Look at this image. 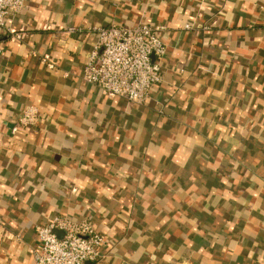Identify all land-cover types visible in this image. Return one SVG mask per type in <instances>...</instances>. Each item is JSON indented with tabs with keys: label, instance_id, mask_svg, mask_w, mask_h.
I'll use <instances>...</instances> for the list:
<instances>
[{
	"label": "crops",
	"instance_id": "1",
	"mask_svg": "<svg viewBox=\"0 0 264 264\" xmlns=\"http://www.w3.org/2000/svg\"><path fill=\"white\" fill-rule=\"evenodd\" d=\"M140 22L167 26L143 104L83 78L93 27ZM7 25L0 264H35L58 215L105 235L101 264H264V0H27Z\"/></svg>",
	"mask_w": 264,
	"mask_h": 264
},
{
	"label": "built area",
	"instance_id": "2",
	"mask_svg": "<svg viewBox=\"0 0 264 264\" xmlns=\"http://www.w3.org/2000/svg\"><path fill=\"white\" fill-rule=\"evenodd\" d=\"M26 8L27 0H0V55L5 52L7 40L26 38V29L16 30L7 25L8 17ZM191 27V23L184 25L185 29ZM93 30L97 37L84 69V80L108 97L122 96L130 102L145 103L151 89L163 81L162 60L167 43L162 35L167 26L140 22ZM39 119L38 108L30 105L12 131L34 126ZM36 232L41 247L36 252L35 264H101L106 237L88 219L76 221L69 215H58L37 225Z\"/></svg>",
	"mask_w": 264,
	"mask_h": 264
}]
</instances>
